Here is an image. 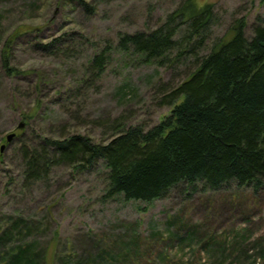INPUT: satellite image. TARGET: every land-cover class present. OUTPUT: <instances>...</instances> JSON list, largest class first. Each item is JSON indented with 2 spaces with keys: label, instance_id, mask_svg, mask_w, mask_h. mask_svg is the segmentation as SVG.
I'll return each mask as SVG.
<instances>
[{
  "label": "rangeland",
  "instance_id": "obj_1",
  "mask_svg": "<svg viewBox=\"0 0 264 264\" xmlns=\"http://www.w3.org/2000/svg\"><path fill=\"white\" fill-rule=\"evenodd\" d=\"M84 1L95 4L92 15L79 0H0V146L17 134L0 152V233L27 226L0 242V264L31 240L46 252L45 264H264V187L180 183L149 203L106 199L103 160L83 172L56 166L45 181L23 184L21 145L66 134L106 143L118 119L152 128L170 114L161 101L166 90L229 37L235 22L245 21L246 37L264 22V0H193L212 6L207 37L148 61L121 51L120 35L155 29L186 0ZM98 46L110 52L93 78Z\"/></svg>",
  "mask_w": 264,
  "mask_h": 264
},
{
  "label": "trees",
  "instance_id": "obj_2",
  "mask_svg": "<svg viewBox=\"0 0 264 264\" xmlns=\"http://www.w3.org/2000/svg\"><path fill=\"white\" fill-rule=\"evenodd\" d=\"M79 1L86 13L95 12L93 2ZM213 19L212 6L186 0L155 29L120 35L117 46L142 53L148 61L158 60L184 43L200 44ZM245 26L243 19L235 22L229 37L218 39L207 55L196 59V69L185 80L166 90L161 101L171 106L170 114L152 128L124 127L125 120L118 119L111 125L115 134L106 143L66 134L21 145L23 184L45 181L56 166L83 172L103 160L108 170L106 199L122 195L125 200L149 203L180 183L192 190L201 184L215 191L230 183L262 189L264 22L253 26L250 37L245 36ZM96 50L90 63L93 78L104 70L110 52L109 46ZM25 224L13 229L22 232ZM13 229L1 232L0 242ZM37 246L31 240L9 252L6 264L47 263L46 252ZM96 261L81 258L74 264Z\"/></svg>",
  "mask_w": 264,
  "mask_h": 264
},
{
  "label": "water",
  "instance_id": "obj_3",
  "mask_svg": "<svg viewBox=\"0 0 264 264\" xmlns=\"http://www.w3.org/2000/svg\"><path fill=\"white\" fill-rule=\"evenodd\" d=\"M23 124L24 123H20L18 126H17V129H22L23 128ZM14 137H15V133L13 132V133H9V134H7L6 136H5V141H6V143L8 144V143H10L13 139H14ZM6 146V144H2L1 146H0V152H2L3 150H4V147Z\"/></svg>",
  "mask_w": 264,
  "mask_h": 264
}]
</instances>
